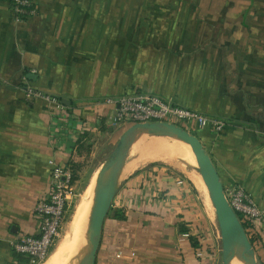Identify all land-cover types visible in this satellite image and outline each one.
I'll use <instances>...</instances> for the list:
<instances>
[{"label":"crops","instance_id":"1","mask_svg":"<svg viewBox=\"0 0 264 264\" xmlns=\"http://www.w3.org/2000/svg\"><path fill=\"white\" fill-rule=\"evenodd\" d=\"M107 2L36 0L38 16L19 21L12 0H0V264H17L11 243L19 236L39 234L34 208L52 190L49 162L77 163L82 137L98 130L100 113H114L94 103L106 95L96 76L110 53L98 51L96 10ZM152 4L176 5L186 29L169 36L164 50L137 52L136 91L223 119L221 133L200 129L199 139L224 188H243L264 210V0ZM28 85L65 102L68 118H53L42 102L27 100ZM136 160L126 175L139 168ZM181 177L150 167L124 180L96 264H222L215 222L192 183H177Z\"/></svg>","mask_w":264,"mask_h":264},{"label":"rangeland","instance_id":"2","mask_svg":"<svg viewBox=\"0 0 264 264\" xmlns=\"http://www.w3.org/2000/svg\"><path fill=\"white\" fill-rule=\"evenodd\" d=\"M125 6L124 0L123 4L120 3V0H112V3L107 2L106 4L98 5V9L96 10L98 51L110 53V57L106 60L107 66L100 65V67H98V74L96 76L97 86L100 84L106 85V88H102L101 90V93L106 95H101V97L94 100L96 105L111 106L106 103L108 98L119 94H121L119 96H122L136 92L135 82L137 77L138 51H141L143 48L144 50H152L154 45L158 48L161 46L164 50V45L168 44L167 42L170 40L169 36L176 33L185 34V12L177 8L176 5H173L171 8H167L159 4H152V0H128L127 8ZM104 69L106 70L105 72ZM107 87H110L109 91L107 90ZM111 93H113V95ZM165 99L175 103L173 98ZM112 116V114L106 116L100 113V119H98L97 123L98 130L79 142L78 151L80 159L74 168H72V166L70 167L72 172L78 178L74 186L77 196L70 202V207L64 221L61 236L54 249L58 247V245L59 247L53 256L43 264H78V262L74 259L76 251L72 252L74 251V248L71 251L69 250L70 242L68 243V249L64 251H61L60 249L67 240V235L70 236L71 240H74L71 226L77 217L76 207L83 200V197L86 196L87 189L91 184L93 176L98 174L100 175V171L104 163L112 155L123 132L127 129V127H129V125H131L129 123L114 125L111 120ZM179 125L182 126V124ZM200 129L202 128H199L196 125L185 128V130L197 137H199ZM143 140L147 141L144 143ZM162 147L174 149L180 152L182 156L175 153V156H173L174 161L171 165L165 162H154L139 167L137 170L132 171L127 175L125 174V171L123 174L124 178L120 180V185L129 176L137 173V171L148 169L151 166H153V168L162 167L168 172L179 174L183 177V179L185 178L192 183L196 192L199 194L202 201H204L208 214H211L215 222L217 234L219 232L221 245V236L215 218L214 206L203 183L196 159L191 149L186 148L183 142L171 138L156 137L153 135L143 136L135 142L127 159L126 165L136 158H140L143 155V149H157ZM154 164L156 166H154ZM193 174L197 175L199 180L202 181V190L201 186L197 185L198 182ZM200 181L199 184L201 183ZM95 199L96 196L92 200V208L90 207L88 209L87 214L84 217V236L80 242L81 245L77 247L80 251L79 256L82 254V250L87 243L88 229L90 226V218ZM262 238V240H264V234L262 235ZM254 250L258 264H264V243L256 245ZM258 255L259 259L257 257ZM240 263L238 262L237 264Z\"/></svg>","mask_w":264,"mask_h":264},{"label":"built area","instance_id":"3","mask_svg":"<svg viewBox=\"0 0 264 264\" xmlns=\"http://www.w3.org/2000/svg\"><path fill=\"white\" fill-rule=\"evenodd\" d=\"M11 10L19 21L35 18L39 14L36 0H12ZM24 92L27 100L42 102L53 118L59 116L68 118V107L54 95L30 85L26 86ZM106 103L114 107L111 118L114 125L166 122L184 129L192 125L202 129L210 128L215 133H221L227 126L221 118L201 114L147 92H132L111 97L106 100ZM49 165L52 167V190L49 197L34 208V214L39 221V234L37 236L23 234L11 243L14 253L26 258L28 264H43L49 259L61 236L70 202L77 196L72 170L57 165L54 161H50ZM177 183L183 185L185 181L179 179ZM225 195L234 211L248 219L255 227L250 229V233L256 238L253 248L263 244L264 210L241 187L227 188Z\"/></svg>","mask_w":264,"mask_h":264},{"label":"water","instance_id":"4","mask_svg":"<svg viewBox=\"0 0 264 264\" xmlns=\"http://www.w3.org/2000/svg\"><path fill=\"white\" fill-rule=\"evenodd\" d=\"M146 135L179 140L190 147L215 209V218L221 236L222 264H232L235 259L243 264H258L255 250L236 212L227 200L222 180L203 143L199 137L184 128L166 122L136 123L123 132L112 155L100 171L87 243L82 254L77 258L78 264H96L105 221L120 187V174L126 166L135 142Z\"/></svg>","mask_w":264,"mask_h":264},{"label":"bare ground","instance_id":"5","mask_svg":"<svg viewBox=\"0 0 264 264\" xmlns=\"http://www.w3.org/2000/svg\"><path fill=\"white\" fill-rule=\"evenodd\" d=\"M147 140H145V141L143 140L144 143ZM184 146L186 148H190L185 143H184ZM175 153H178L180 156H182V154H180V152H178V151H176L174 149L166 148V147L157 148V149L146 148V149L142 150V154L143 155L140 158H137L135 164L138 167H142V166L148 165L150 163H154V162H165V163H168V164L171 165V164H173V161H174L173 156H175ZM123 172H124V170L120 174V178H119L120 180L122 179ZM193 175H194L195 178H197V175H195V174H193ZM99 176H100L99 174L93 176L91 184H90V186L87 189L86 196L83 197V200L76 207L77 217L73 221L72 226H71V228L73 230V235H74L73 239L74 240H71L70 236L67 235V240L64 242V244L62 246L60 245L61 246V249H60L61 251H64V250L68 249V246H69L68 243L70 242L69 250L71 251L74 248V251H72V252L76 251V255L79 256V252L80 251H79V249H77V247L79 245H81L80 242L82 241V238L84 236V228H85L84 227V223H85V218L84 217L86 216L88 209L92 206V200L97 194ZM72 255H73V253H72ZM76 255H74V256H76ZM238 262L240 263V260L235 259L232 262V264H237Z\"/></svg>","mask_w":264,"mask_h":264},{"label":"trees","instance_id":"6","mask_svg":"<svg viewBox=\"0 0 264 264\" xmlns=\"http://www.w3.org/2000/svg\"><path fill=\"white\" fill-rule=\"evenodd\" d=\"M136 92H139V91H136ZM130 126L131 125H129V127ZM129 127H127V128H129ZM88 136H89V133H86L82 137V139H86ZM76 165H77L76 163H72L71 166H72V168H74ZM154 166H156V165L154 164ZM151 167H153V166H151ZM77 180H78L77 176H75V174L73 173V184L74 185H75V182ZM113 211H114L113 208H111L109 215H111L113 213ZM236 214H237V216H238V218H239V220H240V222H241L244 230L246 231V233H247V235L249 237V240L251 242V245L254 247L255 246V243H256V238L254 236H252V234L250 233V229H255V227L252 225V223L248 219H246L245 217H243L241 214H239V213H236ZM117 216L119 218H122L121 215H117ZM180 230H181L182 233H187L188 232V230L185 228L184 225H181L180 226ZM259 233H260V231H259ZM190 240H191V243H192L193 247H195V248H199L200 247L199 242H198V240L195 237H190ZM257 257L259 259V255ZM15 261H16L17 264H28L27 259L26 258H23L22 256H19V255L16 256Z\"/></svg>","mask_w":264,"mask_h":264}]
</instances>
